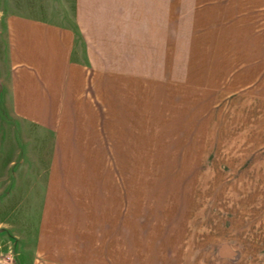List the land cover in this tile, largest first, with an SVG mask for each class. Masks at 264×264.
Returning <instances> with one entry per match:
<instances>
[{"label": "crops", "instance_id": "obj_1", "mask_svg": "<svg viewBox=\"0 0 264 264\" xmlns=\"http://www.w3.org/2000/svg\"><path fill=\"white\" fill-rule=\"evenodd\" d=\"M62 1H0V211L20 264H188L226 226L264 264V0L195 14L209 26L180 62L163 0H68L75 26Z\"/></svg>", "mask_w": 264, "mask_h": 264}, {"label": "rangeland", "instance_id": "obj_2", "mask_svg": "<svg viewBox=\"0 0 264 264\" xmlns=\"http://www.w3.org/2000/svg\"><path fill=\"white\" fill-rule=\"evenodd\" d=\"M1 2H5L7 5H13V2L10 3V0H0ZM37 1V0H36ZM138 0H129L130 2V8H135V5L137 4ZM229 0H225L224 3H228ZM104 0L99 1V3H104ZM217 3H223L221 0H163V15L165 13H169L172 11V14L177 15V19L172 17L171 19H165L163 17V27L166 25L171 26L170 28V35L172 38V42L178 43L179 47V62L181 57H184V43L186 42V37L193 35L192 31H202V26L206 27L209 26L207 23H204L203 20L201 21L200 18H196V15H200L201 10L205 8H210ZM226 3V4H227ZM232 4V0L231 3ZM48 5H55V2H49ZM60 9L66 13V22L74 24V12H73V3L72 1H62L60 2ZM197 10V11H196ZM166 11V12H165ZM196 11V12H194ZM232 14V13H231ZM103 23H105V18L101 19ZM172 22V23H169ZM122 18L116 17L115 19V25H121ZM166 24V25H165ZM214 24V23H213ZM195 26V27H193ZM116 27V26H115ZM78 29V25L76 27ZM120 31V27L115 28V31ZM98 35V34H97ZM81 38L84 37L83 34H80ZM101 37V40L99 41V46L103 47L104 42L103 36L98 35V37ZM99 37V38H100ZM181 47V48H180ZM98 59L101 62V65L99 68H102L104 70V61H105V52L98 48L97 50ZM180 65V64H179ZM170 68L167 67V73H170ZM184 69V67H183ZM183 71L180 72V67L177 70V74H181ZM175 84H179L178 82H175ZM7 194H0V198L7 197ZM216 216V212H215ZM7 216H5V213L0 211V264H20L22 257L19 252L18 246H16L13 242H10L8 239V236L10 234V226H6L3 224V222H8L9 220L6 219ZM2 219V220H1ZM211 225V224H210ZM217 226V225H216ZM224 230L226 228H229V233L233 232L230 231L231 229H234V233H228L226 236L217 239L214 242H206L205 246H203V249H200L199 245H197V249L192 252L191 257L188 258L187 263L188 264H251L250 263V252L249 247L250 243L248 240L249 237V227H241L244 229L245 235H242V241H239L237 237V232L240 230V227L235 228L234 226H223ZM236 229V230H235ZM236 233V234H235ZM246 238V239H244ZM223 245H228L230 249L232 250V253L234 254L233 257H222L219 255V249ZM33 253H29L28 255H25V257L32 258L34 255ZM24 257V256H23ZM264 261V259H263Z\"/></svg>", "mask_w": 264, "mask_h": 264}]
</instances>
